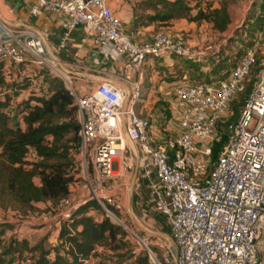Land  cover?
<instances>
[{
  "label": "built area",
  "instance_id": "1",
  "mask_svg": "<svg viewBox=\"0 0 264 264\" xmlns=\"http://www.w3.org/2000/svg\"><path fill=\"white\" fill-rule=\"evenodd\" d=\"M38 9L53 13L66 37L79 30L82 41L107 49L121 63L110 78L129 90L123 114L126 133L137 154L136 186L146 191V210L162 218L174 246V258L164 248L157 259L140 241L153 264H264V54L256 80L234 117L231 104L255 63L259 42L247 48L227 76L217 82L183 83L173 87L176 127L161 145L150 141V123L137 117L141 101V68L146 59L178 56L200 63L219 45L156 33L144 42L125 34L109 0H34ZM0 63L17 68L26 64L59 76L73 97L79 124L74 181L83 199L69 195L56 202L47 218L59 222L86 201H94L107 217L106 189L130 170L133 159L121 132L124 93L108 82L77 95L33 34L0 23ZM21 74V72H20ZM2 93H0V96ZM233 116L230 131L214 161L212 148L222 141L221 124ZM108 204H106V203ZM46 218V219H47ZM45 219V217H44ZM116 220V219H115ZM118 222V220H116ZM86 263V262H85ZM8 264H32L28 256H13Z\"/></svg>",
  "mask_w": 264,
  "mask_h": 264
},
{
  "label": "trees",
  "instance_id": "2",
  "mask_svg": "<svg viewBox=\"0 0 264 264\" xmlns=\"http://www.w3.org/2000/svg\"><path fill=\"white\" fill-rule=\"evenodd\" d=\"M139 6L147 13L137 15L132 9L135 29L150 25L162 26L173 20H185L195 24L205 22L212 30L221 33L230 23L225 5L211 9L207 4L205 10L194 5L193 15L189 14L191 9L182 0L174 2L142 0ZM255 28L259 30L261 25L254 23L252 29ZM256 34L251 33L254 42ZM243 43L250 45L247 42ZM256 56L257 53L255 63L249 69L247 76L256 64L259 70L260 60L257 63ZM184 62L188 66L194 63L185 59ZM236 62L230 65V69ZM257 74L251 82L247 83L245 78L241 90L231 104L234 113H237L241 107ZM29 83L30 79L23 77L22 80H12L10 85L14 91H21L27 89ZM7 85L0 63V87ZM1 93L0 209L25 213L31 210L33 204H47L51 212L56 202L69 195L72 178L77 174L74 156L79 144V124L73 97L61 79L57 76H48L42 79L38 93L29 91L27 97L16 104V112L11 115L5 111L11 97L7 93ZM223 142L224 138L221 143ZM218 146L219 144H216L212 148L211 161L217 157L214 154ZM30 154L32 160L27 159ZM34 179L37 180L36 184ZM105 207L116 219L118 218L116 209L109 205ZM92 210L100 212V220L88 215ZM10 230L12 226L0 224V236ZM55 230L57 245L47 249L43 248L41 243L30 247L26 245L25 240H17L15 237H11L6 247L1 248L0 241V264H7L11 256L19 257L25 251L30 253L32 264H107L96 253V247H102L124 261L118 264H153L145 251L128 250V234L119 224L107 217L94 201L80 204L72 211L69 219L58 221ZM166 235L168 236V230ZM94 258L100 259L94 263L89 262Z\"/></svg>",
  "mask_w": 264,
  "mask_h": 264
},
{
  "label": "rangeland",
  "instance_id": "3",
  "mask_svg": "<svg viewBox=\"0 0 264 264\" xmlns=\"http://www.w3.org/2000/svg\"><path fill=\"white\" fill-rule=\"evenodd\" d=\"M126 2L128 8L131 10L134 9V12L137 15L147 13L146 11L140 8L139 3L142 0H122ZM168 2H174L175 0H165ZM183 3L191 9L190 15L195 13L193 9L194 5H198L199 8L205 10L207 4L210 5V8H219L221 5L226 6L228 12L230 23L227 26L226 30L218 33L211 29L210 25L205 22H200L198 24L192 23L194 25L193 30L188 32L182 31L185 35H189L193 38L194 44L197 45H207V44H216L219 45L217 52L211 54L204 58L200 63H193L187 68L182 64L183 69L188 73L187 77L191 83L196 82H217L224 79L228 71L230 70V65L236 62L237 58L242 55L247 48L252 47L254 41L251 39L252 34H256L258 31H264V0H182ZM175 21V20H173ZM173 21L168 22L165 25H155L152 26L153 34L162 33L168 36H171L173 33H170V30L167 27L171 26ZM185 21V20H183ZM186 22V21H185ZM188 23V22H186ZM258 23L261 25V28L252 29L253 24ZM258 30V31H257ZM258 32V33H259ZM258 33L256 35H258ZM172 37V36H171ZM190 40V39H188ZM243 42H247L250 45H246ZM257 53V63L262 58L264 54V39L262 43H259ZM235 58V60H234ZM30 65V64H28ZM220 65V66H219ZM1 66L4 68V77L6 80L7 86L0 87V93H7L11 97L9 106L6 108L8 114L14 115L16 112V104L21 100L27 97L29 91H34L38 93L42 86V79L48 76H57L54 72L48 69H39L35 66L25 68L23 66L17 67L19 73H15L12 69H16L12 65L1 63ZM199 68H210V72H201ZM258 72V64L254 66L249 75L246 77V81L251 82L254 76ZM226 73L224 76H222ZM23 77H28L30 83L27 89L21 91H14L11 87L12 80L23 79ZM61 79L59 76H57ZM62 80V79H61ZM68 81L71 87L74 89L77 95H83L88 90L95 88V85L89 86L88 84L77 85L76 81L69 76ZM64 83V82H63ZM65 85V84H64ZM140 94L142 95V90L140 89ZM148 107L142 103V98L140 103L134 108V113L137 117L144 118L147 114ZM232 109V108H231ZM232 111V110H231ZM233 116H236V112L232 111ZM233 116H229L223 124L220 125L219 130L223 138L227 136L230 131V126L233 122ZM77 119V116H76ZM222 142V141H221ZM219 143V146L216 148L215 154L219 149H221L223 143ZM28 160H32V155L27 156ZM76 161V157L74 156ZM134 164L131 166L130 170L124 171L120 179L115 180L108 184L106 189V195L109 199V204L119 206V210H116L119 224L125 232L128 234V250L138 252L140 251V241L144 240L147 243V247L155 255L157 259H160V254L162 249L165 246V243L154 236L143 233L131 220V218L125 212V201H126V188L128 186L129 179L133 171ZM75 173V171H74ZM75 178H72V197L71 200L75 202L78 198L83 199L85 194H80L76 190ZM34 183H37V180L34 179ZM106 203V202H105ZM146 203V191L139 185L135 186L130 195V204L132 212L139 218L143 225L151 230L161 232L166 235L167 228L164 220L159 216L149 213L145 208ZM108 204V203H106ZM49 205L46 204H33L31 210L25 213H17L15 211H3L0 209V224H7L12 226V230L4 232L0 236L1 248L6 247L11 237H15L17 240H25L26 245L33 246L37 243H41L42 247L47 249L57 245V231L55 227L58 225V221L54 218H47L51 212L49 210ZM47 212V213H46ZM105 214V213H104ZM112 214V213H111ZM88 215H91L96 220H100L101 214L99 211L92 210L88 212ZM113 215V214H112ZM45 217V219H44ZM47 218V219H46ZM110 218V217H109ZM115 221L117 224L118 222ZM96 253L100 255L99 257L103 259L107 264H118L123 263L124 261L116 258L115 255L104 250L102 247H96ZM122 254V253H121ZM30 253L22 252L18 257L19 260L22 257L28 256ZM17 256V255H14ZM35 256V254H32ZM52 257V255H49ZM13 256L10 257L8 263L12 260ZM31 258V257H30ZM100 258H94L89 262L94 263ZM32 259V258H31ZM7 263V264H8Z\"/></svg>",
  "mask_w": 264,
  "mask_h": 264
},
{
  "label": "crops",
  "instance_id": "4",
  "mask_svg": "<svg viewBox=\"0 0 264 264\" xmlns=\"http://www.w3.org/2000/svg\"><path fill=\"white\" fill-rule=\"evenodd\" d=\"M34 4V0H0V14L6 21L16 25L12 29L26 31L36 36L41 41L47 56L50 57L47 51L52 52L69 70L92 75L98 79L110 78L118 73L121 63L115 60L107 49L92 47L88 39L82 41L83 35L78 29L69 32L65 37L53 13L40 8L36 14L30 13ZM107 5L120 20L123 32L133 33L135 41L144 42L154 35L151 25L133 28L132 12L126 2L109 0ZM193 28L192 23H186L183 20H175L171 26L167 27L170 33H173L172 37L191 41L193 38L182 31L188 32ZM263 39L264 31L262 30L255 35V41L262 43ZM183 63L184 59L181 57L165 56L159 59H146L142 65L141 98L142 103L148 107L144 118L149 120L150 141L155 145H161L164 136L176 127L175 106L170 91L179 84L191 83L187 77L188 73L182 67ZM31 66L26 64L23 67ZM184 67L187 68L188 65L184 63ZM12 70L20 74L18 68ZM199 70L201 72L211 71L210 68H199ZM72 78L77 85L92 86L98 82L97 78Z\"/></svg>",
  "mask_w": 264,
  "mask_h": 264
},
{
  "label": "water",
  "instance_id": "5",
  "mask_svg": "<svg viewBox=\"0 0 264 264\" xmlns=\"http://www.w3.org/2000/svg\"><path fill=\"white\" fill-rule=\"evenodd\" d=\"M0 23H2L3 25H5L7 27H10V28L16 27L15 24L6 21L1 16V14H0ZM47 52H48V55L52 58V60L56 63L58 69L65 76H72V77H76V78H79V77H88V78H94V79L97 78V77L92 76V75H84L82 73H77V72L69 70L68 68H66V66L63 63H61L57 59V57L52 52H50V51H47ZM97 80L101 81V82H108L110 84L116 85L119 88H121L123 93H124V99H123L122 106H121V113H122V117H121L122 118L121 132H122L123 138H124V140L126 142V145H127L128 149L130 150V153H131V156H132V159H133V164H134L133 171H132V174H131V177L129 179L128 186H127L126 192H125L126 193L125 212L131 218V220L135 223V225L143 233L161 239L165 243L166 249L169 251L171 256L174 258L175 251H174L173 243L171 242L170 238L167 235H165V234H163L161 232H158V231H155V230H151V229L145 227L143 225V223L139 220V218L131 210L130 195H131L132 190L134 189L135 181H136L137 154H136V150H135L131 140L129 139V137H128L127 133H126L125 125H124V122H123V114L125 112V109H126L127 103H128V99H129V90H128L127 86L123 82L118 81L116 79H112V78H99L98 79L97 78ZM118 224H120V223L118 222Z\"/></svg>",
  "mask_w": 264,
  "mask_h": 264
}]
</instances>
